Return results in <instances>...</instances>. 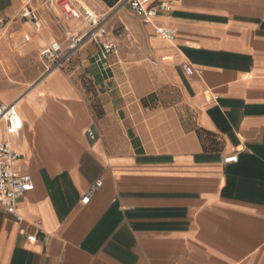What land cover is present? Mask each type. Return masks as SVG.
Masks as SVG:
<instances>
[{
    "label": "crops",
    "instance_id": "obj_1",
    "mask_svg": "<svg viewBox=\"0 0 264 264\" xmlns=\"http://www.w3.org/2000/svg\"><path fill=\"white\" fill-rule=\"evenodd\" d=\"M80 1L116 43L108 75L93 44L46 72L41 43L86 23L33 0L36 30L0 0V103L22 122L5 137L34 184L22 222L0 210V264H264V0H177L150 21Z\"/></svg>",
    "mask_w": 264,
    "mask_h": 264
},
{
    "label": "built area",
    "instance_id": "obj_2",
    "mask_svg": "<svg viewBox=\"0 0 264 264\" xmlns=\"http://www.w3.org/2000/svg\"><path fill=\"white\" fill-rule=\"evenodd\" d=\"M21 6L19 18L29 21L36 30L42 27L38 11L33 7V0H20ZM136 15L147 21L151 17L169 12L173 3L177 0H120ZM47 6H56L66 20H82L86 23L85 30H74L66 34V43L61 44L57 40H51L41 46L39 55L44 64L46 72L61 70L69 73L75 68V59L80 58L87 44H93L96 51L89 57L90 61L98 67L105 75L109 74V57L116 49V43L111 37L103 16H100L94 9L84 5L80 0H47ZM5 20L0 18V29L4 26ZM154 32L166 39L173 40L175 32L164 26H154ZM189 70L187 64L184 65ZM21 118L16 109V103H0V210L6 211L14 216L18 222L23 221L22 215L17 211L18 200L28 191L33 190L34 184L30 174L21 173L15 168L16 162L21 157L15 151L6 135H13L21 128ZM86 135L89 140L97 138V130L94 125L86 128ZM237 154H232L223 159L225 163L236 162ZM98 183L91 188L81 199L87 202L90 195L96 189ZM27 240L35 241V234L26 235Z\"/></svg>",
    "mask_w": 264,
    "mask_h": 264
},
{
    "label": "rangeland",
    "instance_id": "obj_3",
    "mask_svg": "<svg viewBox=\"0 0 264 264\" xmlns=\"http://www.w3.org/2000/svg\"><path fill=\"white\" fill-rule=\"evenodd\" d=\"M122 4H120V6H121ZM45 43H41V46H43Z\"/></svg>",
    "mask_w": 264,
    "mask_h": 264
},
{
    "label": "trees",
    "instance_id": "obj_4",
    "mask_svg": "<svg viewBox=\"0 0 264 264\" xmlns=\"http://www.w3.org/2000/svg\"><path fill=\"white\" fill-rule=\"evenodd\" d=\"M109 1H112V2H114V1H117V0H109Z\"/></svg>",
    "mask_w": 264,
    "mask_h": 264
}]
</instances>
